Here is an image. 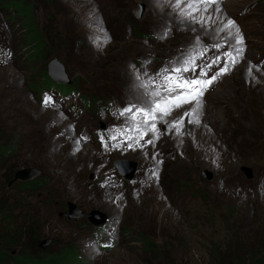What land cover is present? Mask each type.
<instances>
[{
  "label": "rangeland",
  "instance_id": "rangeland-1",
  "mask_svg": "<svg viewBox=\"0 0 264 264\" xmlns=\"http://www.w3.org/2000/svg\"><path fill=\"white\" fill-rule=\"evenodd\" d=\"M14 1L24 8L14 10L12 24L6 21L16 59L0 68V199L3 207L17 206L11 213L17 221L27 222L28 215L31 220L30 226L15 228L7 225L6 214L0 216L2 251L16 258L22 257L20 251L30 253L37 264H63L42 260L62 249L74 250L75 264H212L214 252L224 264L233 246L243 258L264 254V70L257 65L264 59V0H218L206 12L200 5L191 16L184 14L192 11L184 0L179 7L177 0ZM6 3L0 0L3 21L11 16ZM201 17L207 23H197ZM229 19L244 37L243 57L204 93L198 116H184L195 106L185 104L163 119L159 115L155 133L152 122L144 123L138 145L101 154L122 131L130 137L128 125L144 117L137 109L151 107L148 94L155 91L146 77L165 83V76L175 75L166 71L168 65L182 60L181 52L206 44L218 52L214 45L234 43L227 30L219 31ZM27 22L34 31L26 29ZM164 30L178 34L159 38ZM143 31L153 40L143 38ZM54 59L82 95L116 99V107L98 122L105 121L104 130L94 116L42 106L31 92L32 84L45 82L41 75ZM180 118L184 122L177 133L171 125ZM123 159L136 163L131 179L114 164ZM241 166L251 168L253 177L246 178ZM5 167L41 172L31 189H15L19 194L13 201L8 188L30 181L12 177L3 185ZM201 169L211 171L212 180H205ZM68 202L84 215L91 209L105 215L101 235L108 248H99V226L86 216L60 215ZM140 234L160 251L142 250ZM17 238L20 249L9 250L8 240ZM45 240L50 242L42 246Z\"/></svg>",
  "mask_w": 264,
  "mask_h": 264
},
{
  "label": "snow or ice",
  "instance_id": "snow-or-ice-1",
  "mask_svg": "<svg viewBox=\"0 0 264 264\" xmlns=\"http://www.w3.org/2000/svg\"><path fill=\"white\" fill-rule=\"evenodd\" d=\"M181 0H177V7L180 6ZM187 5L188 9H191V12L184 13L185 15L191 16L192 12L200 11V5H203V11H207L208 7L212 6L213 4H217L218 0H184ZM219 11V8L216 9ZM194 20L195 17H192ZM211 19V17H208ZM197 23H207L203 17L200 20L196 21ZM234 29V31H233ZM227 30L228 37H231L234 40V43L221 45L217 44L214 45L217 49L222 47L229 48V51H225L222 53L221 56H217L213 61L212 64H209L205 67H201L198 74L196 73L197 65L194 64L193 58H188L183 63L185 66L183 67H175L170 71L175 75H168L164 77L166 81L165 91H167L168 96L162 98L161 102L155 104L154 108H151L147 111H143L141 109H137V113L144 116L143 123H148L149 120L153 121L150 126V130L155 133L157 131L156 124L154 121L157 120L156 113H159L160 119H163L164 116L169 115L173 109L181 108L185 104H193L194 107L184 113V116H198V109L200 108V101L204 95V92L207 88L215 82L219 76L226 74L227 72L231 71L232 67L235 66L236 63L243 57L244 53V37L240 32L238 26L235 25V22L232 20H228L226 24H224L223 28L219 29V31ZM203 54V53H201ZM221 59H223V67L219 69L214 75L210 76L208 79H203V77L207 76L208 73L206 68H211L213 64L220 63ZM254 66L249 64L248 74L251 75L252 69ZM168 71V70H166ZM194 73L192 76H183L182 73ZM155 95L159 96V92L154 93ZM50 98L45 99V103L49 102ZM126 111H131V109H127ZM136 114H133L132 119L135 120ZM183 118H180L176 122H174L173 127H175L176 132L180 133L181 127L183 126ZM192 120H189V123H192ZM196 123H199L198 118L195 120ZM143 138V134L141 135V139ZM139 143V141H137ZM147 143H153L152 140H148ZM130 148L132 147L131 144L128 145ZM110 246V245H106Z\"/></svg>",
  "mask_w": 264,
  "mask_h": 264
},
{
  "label": "trees",
  "instance_id": "trees-1",
  "mask_svg": "<svg viewBox=\"0 0 264 264\" xmlns=\"http://www.w3.org/2000/svg\"><path fill=\"white\" fill-rule=\"evenodd\" d=\"M17 4L18 3H16L14 0H7L5 7L6 8L7 7L13 8L14 10L18 8L17 10L21 12L22 9L24 8V4H23V2H20L19 5H17ZM18 6H20V7L22 6L21 7L22 9H20ZM27 11L29 13L31 11V9L28 7ZM32 26H33L32 22H29V23L27 22L26 29L29 30L30 32L34 31V29H32ZM30 37H33V36H30ZM31 39L32 38H29V41H31ZM42 44H43V42H42ZM41 76L43 77V81H47L48 83H54V81H52L51 78L49 77L48 72L43 73V75H41ZM3 171H4V173L2 175V178H3V185H5L6 183H8L12 179L14 172H15V167H9L8 169H6V167H5V169ZM181 176L185 177L187 175L184 176L183 172H181ZM189 178L190 177L187 176V179H189ZM32 183H34V181L24 182L22 184V186H20V187L13 185V186H11V188H8V189H10V193L13 194L10 199L13 201H16L17 198L15 196H17L19 193L15 189H19L21 191L22 188H24V187L27 188V186L29 187L28 189H31L33 187V185L31 186ZM34 185L37 186L36 184H34ZM3 202H4V200L0 199V213H1L0 216L3 213L6 214L5 219H6L7 225H10L11 227L15 226V228L16 227H19V228L26 227V225H27V227L30 226V225H28V223L31 220V215L24 217V219H26V221H27L25 223H23L21 221H17L15 218V215L11 214L15 211V208L17 206L15 207L13 204L9 205L8 203H4V205H7V206L3 207L2 206ZM16 204H18V202ZM207 204L209 205L208 202L206 203V205ZM206 205H205V210L206 209L210 210V208L206 207ZM25 206H26L25 204H22L19 207L21 209V208H24ZM26 211L28 212L29 209L27 208ZM200 216H201V213H200V215L199 214L197 215L196 220H198L202 217V216L201 217ZM2 222L3 221L0 220V223H2ZM10 226H9V228H10ZM199 226L200 225H197L198 228H199ZM198 228H197V230H198ZM13 236L16 237V234L13 233ZM2 238H3V235L0 234V240H1L0 243H2L4 241ZM17 239L8 240V244H9L8 248L10 247L9 250H11V248H13V247L20 249V245H21L20 241H19L20 239L19 238H17ZM139 240L142 243V250H144V251H149L150 253H156L157 251H160V249H161L157 243H155L151 239L147 238V236L144 234L139 235ZM26 250H28V249H26ZM20 253H21L22 257L16 258V257L12 256L10 253H8L7 251L3 252L2 246L0 245V264H10V263L11 264H37L39 262L37 259L34 258V256H31L30 253L28 255H25V253L22 251H20ZM240 253H241V249L237 248L236 246H233V249H231V250L229 249L227 251V256H226V259L224 260V264H264V254H262V255H253L252 254L251 256H247V257L243 258ZM214 255L215 256H213L211 258V260H212L211 263L212 264H215V263L222 264L221 260H220V258H221L220 254L214 252ZM42 260L44 262L45 261L48 262L49 260H55L56 262H60L63 264L64 263L75 264L77 259L74 255L73 249H62L61 253L52 254L51 257H48L46 259L43 258Z\"/></svg>",
  "mask_w": 264,
  "mask_h": 264
},
{
  "label": "water",
  "instance_id": "water-1",
  "mask_svg": "<svg viewBox=\"0 0 264 264\" xmlns=\"http://www.w3.org/2000/svg\"><path fill=\"white\" fill-rule=\"evenodd\" d=\"M48 75L50 78L54 79L55 81L61 82L64 81L67 76L64 74L63 66L54 59L51 61L48 65ZM115 166L118 168L119 173L124 175L126 178H133L134 172L136 170V163L133 161H130L128 159L123 160H116ZM240 170L244 172V175L246 178H252L253 172L251 168L246 166H241ZM40 169L37 168H26V169H20L14 172L12 181H30L34 179L36 176L40 174ZM200 175L207 181L212 180L213 174L208 169H201ZM68 219L73 218H82L84 217V212L73 202L67 203V212L65 213ZM87 220L92 223L93 225H99L102 223H105V215L97 210V209H91L86 214ZM50 242V240H45L41 243L42 246L47 245Z\"/></svg>",
  "mask_w": 264,
  "mask_h": 264
},
{
  "label": "clouds",
  "instance_id": "clouds-1",
  "mask_svg": "<svg viewBox=\"0 0 264 264\" xmlns=\"http://www.w3.org/2000/svg\"><path fill=\"white\" fill-rule=\"evenodd\" d=\"M17 20V19H16ZM19 21V20H18ZM15 55V54H14ZM6 66H8V65H6ZM6 66H2V67H6ZM2 67H0V68H2ZM68 78V77H67ZM51 80L52 81H54V79H52L51 78ZM46 84H48V82L47 81H45V82H42V83H40V84H36V85H31L30 86V89H31V92L35 95V96H37V94H36V92H35V87H38V86H43V85H46ZM38 97V96H37ZM38 101H39V98H38ZM40 102V101H39ZM121 174V173H120ZM114 177H113V180H115V178H117V179H120L121 180V182H119V181H117V180H115V181H117V183L119 184V185H121V184H123L124 183V181H123V179L122 178H119V177H117L116 175H113ZM124 176V175H123ZM129 179V178H128ZM31 181V180H30ZM66 209H67V207H66ZM67 212V210L65 211V212H62V213H60V215L62 214L63 216H66L65 215V213ZM84 216H86V215H84ZM66 218H67V216H66ZM83 218V217H82ZM68 219V218H67ZM74 219H80V218H73V219H68V220H74ZM89 222V221H88ZM106 222V221H105ZM90 223V222H89ZM90 224H92V223H90ZM104 223H102V224H99V225H96V226H99V232H98V234H97V239H96V243H97V245L99 246V248L100 249H106V248H108L109 246H106V245H110V243H108L107 241H105L104 240V238L102 237V232L103 231H105L104 230V228L102 227V225H103ZM93 225V224H92ZM113 227V230H115V226H112ZM102 234V235H101Z\"/></svg>",
  "mask_w": 264,
  "mask_h": 264
},
{
  "label": "bare ground",
  "instance_id": "bare-ground-1",
  "mask_svg": "<svg viewBox=\"0 0 264 264\" xmlns=\"http://www.w3.org/2000/svg\"><path fill=\"white\" fill-rule=\"evenodd\" d=\"M183 56V55H182ZM177 60H181L180 58H178ZM65 74V73H64Z\"/></svg>",
  "mask_w": 264,
  "mask_h": 264
}]
</instances>
